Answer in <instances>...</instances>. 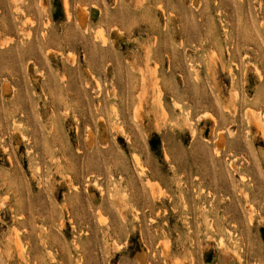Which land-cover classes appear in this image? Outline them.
<instances>
[{"label":"rangeland","instance_id":"1","mask_svg":"<svg viewBox=\"0 0 264 264\" xmlns=\"http://www.w3.org/2000/svg\"><path fill=\"white\" fill-rule=\"evenodd\" d=\"M0 264H264V0H0Z\"/></svg>","mask_w":264,"mask_h":264},{"label":"bare ground","instance_id":"2","mask_svg":"<svg viewBox=\"0 0 264 264\" xmlns=\"http://www.w3.org/2000/svg\"><path fill=\"white\" fill-rule=\"evenodd\" d=\"M122 127V126H121ZM129 140V139H128Z\"/></svg>","mask_w":264,"mask_h":264}]
</instances>
